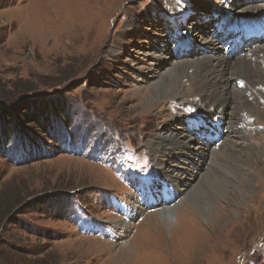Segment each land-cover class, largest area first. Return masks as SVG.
Returning <instances> with one entry per match:
<instances>
[{
	"label": "rangeland",
	"instance_id": "rangeland-1",
	"mask_svg": "<svg viewBox=\"0 0 264 264\" xmlns=\"http://www.w3.org/2000/svg\"><path fill=\"white\" fill-rule=\"evenodd\" d=\"M233 2L0 0V109L15 105L20 111L15 120L0 123L35 143L30 156L17 139L0 144V264H264V180L255 179L251 193L229 189L232 201L239 202L224 219V208H216L219 217L205 223L196 206L179 204L184 196L179 194L174 205L178 225L156 216L163 208L162 194L175 196L173 183L179 180L172 176L192 186L209 160L194 158L193 148L162 158L171 183L157 174L148 142L176 127L188 134L183 124L188 109L194 116L219 109L200 102L192 81L201 77L195 67L180 82L187 98L151 104L148 89L171 67L174 55L179 59L180 52L194 48L206 52L198 36L214 32L216 16L248 15L232 9ZM178 34L191 38L188 48L176 51ZM226 47L220 45L221 54ZM51 99L65 104L63 121L70 129L49 132L34 115L27 119V103ZM256 106L255 126L247 129V149L239 155L245 165L261 168L264 113L261 103ZM229 110L240 118L238 108ZM254 152L260 159L253 163ZM226 158L221 163L235 160ZM176 159L184 164L178 172L171 167ZM133 167L154 179L135 181ZM219 170L207 172L226 178ZM136 186L151 190L143 194ZM220 203L225 207L229 201ZM124 249L127 255L119 256Z\"/></svg>",
	"mask_w": 264,
	"mask_h": 264
},
{
	"label": "bare ground",
	"instance_id": "bare-ground-1",
	"mask_svg": "<svg viewBox=\"0 0 264 264\" xmlns=\"http://www.w3.org/2000/svg\"><path fill=\"white\" fill-rule=\"evenodd\" d=\"M260 1L263 0H234L232 9L240 8L241 12H247L248 15H251L256 11L259 13L263 11L264 7V1L262 4H260ZM196 7L198 9L202 8V6ZM248 15L239 18L234 17L233 19H230V17L235 15H232L231 13H223L220 16H216L214 21V32L212 31L208 37L198 36V41L201 43L206 52L200 53V51L194 48L188 53L180 52L179 59H177L173 54L174 56L172 59L174 58V60L171 67L165 71V73H162L161 76H158V80L154 82L153 85L150 84L151 86L148 89L147 100L151 104L158 102L169 103V101H174L175 99L181 97L187 98L186 94L189 95V92L183 90L180 82L182 79L186 78V72L188 69L190 70V68L193 67L197 68L201 77L195 76L192 81L195 84L196 93L198 91V96L201 98L200 102L205 103L206 105H209L210 103L218 105L217 108L219 110L217 111V109L213 108L205 111L204 115H197L194 118L200 117V120H208L204 125H199V127L210 131L216 138L217 144L219 142L218 137L220 132L215 125V120H221L219 126L226 130L223 137V143L220 146H217L216 144L203 146L201 139L194 138L193 131H191V135L189 133L188 135L179 127H176L174 130H170L166 135H156L148 142L149 145L154 147L152 152L157 157L155 160L157 168L159 167L157 174L164 176L171 183H173L172 177H175L177 181L179 180V182L173 183L175 186V196L169 198L162 194L163 198L160 200L163 208L160 213L156 214V216L161 218L162 222L165 224L176 223L178 225L177 214L174 209L177 207V205H174L179 199L177 197L178 194L179 196L184 195L182 200L179 199V204L186 201V203H191V206H196V210L203 217L205 223H207L209 220H212L215 215H218L219 212H217L216 208H220L219 211L224 208L223 211H221L222 218L223 216H226L225 214H227L229 210H234L235 206L232 204H238L239 201L237 199L235 200L236 202L232 201L233 193H230L229 189H233L235 187L234 190H237L238 188L245 189V192L251 193L254 184L256 185L257 183L255 179L259 180V184L260 181L264 180L263 174L261 173V171L264 173V165L262 164L261 168H257V163H254L255 160L260 159L258 153L254 152V155L252 154V162L254 164L249 165H245L244 159L240 158L241 154L239 155L240 150L247 149L244 148V144L248 141L245 137L247 129H251L255 126V124H251L250 122L255 120L253 117L256 116L255 112L260 105L253 107L254 104L261 103L264 113V37L258 42L252 44H248V40L243 41L246 43L245 45H242L239 41H237L239 47L242 48V46H244L245 49H241L243 50L241 54L236 56H229L226 55V53L221 54V44L218 45L215 42V36H220L217 40V42H219L222 39L221 35H223L229 28L234 30L238 29L235 32L238 34L242 30L240 28L244 26L251 24H264V15H259L257 17ZM243 35H241V37ZM212 37H214L215 40ZM241 37L237 36L235 39L238 40ZM246 37L247 36H244L242 38L246 39ZM181 39H183L182 48L186 44L187 48L191 45V38L183 35ZM249 48L250 50H248ZM199 56L202 57L200 59H195ZM190 57H193L194 59L190 61H180ZM166 60L168 61L169 58ZM208 75H211L212 79L210 77L208 78ZM240 84H243L242 88H239ZM233 106H235L236 109L238 108V112L240 114L239 119L231 117V111L229 109L231 107L233 108ZM214 112L216 113L215 115H213ZM194 118L188 120H196ZM184 128H186L185 124ZM231 134H235V136L231 137ZM228 138L229 140H227ZM195 142L197 143L196 145ZM189 148L197 150V152H192L194 154V158L197 159L198 155L203 158L206 157L209 160V166L206 168L207 171L220 172L219 167H221L226 172V178L221 180L214 179V177L209 176V172L206 171L203 172L204 174L201 180H197L194 185L190 186L182 180L184 179L182 177V179L177 178L176 176L171 177L172 173L170 176H167L165 171L170 168L165 165V161L162 158L175 156L177 153L180 155V153ZM217 149L223 151L224 154L220 155L221 152L217 153ZM226 156L227 158L228 156H231L235 159H231V162L229 161L230 163H233L231 167L227 166V164H230L229 162H226L225 164L221 163V160H223ZM178 161L179 159H176L175 165L171 166L174 172H178L184 165ZM191 165L192 169L196 166L195 164L193 165V161L191 162ZM186 171L190 174V169H186ZM198 176H200V174ZM231 176H233V179L235 180L231 179ZM234 184H238V186ZM180 188L185 190L184 194ZM234 197L236 198V195H234ZM134 199V203L139 202L136 197H134ZM224 200L229 201L225 207L220 203ZM132 205L133 204H129V206ZM176 229L179 230V227L177 226ZM118 254L119 256H125L127 255V251L124 249Z\"/></svg>",
	"mask_w": 264,
	"mask_h": 264
},
{
	"label": "trees",
	"instance_id": "trees-1",
	"mask_svg": "<svg viewBox=\"0 0 264 264\" xmlns=\"http://www.w3.org/2000/svg\"><path fill=\"white\" fill-rule=\"evenodd\" d=\"M2 105V109H0V122L9 119L15 120L14 116L20 113L19 107L15 105L13 107L6 106L4 104ZM27 105H29L27 109H24V111H28L27 119L28 117L34 115L33 118L35 117L37 119V124L38 126H42V130H44V125H46V129H48L49 132H59L61 131V129L66 130L70 127V125H67V123L63 121V116L67 118L68 113L67 108L62 101L54 99L39 102L33 101L27 103ZM33 111L35 113H33ZM18 131V129L13 130L9 125L7 126L4 122L3 124L0 123V144L9 145L11 143V139H17L20 142V144L18 143L19 147H21V149L25 153H28V155L30 156L32 154L30 150H34L35 143L31 142V140L33 139L27 138L25 134H20L18 133ZM27 159L28 158H26V160Z\"/></svg>",
	"mask_w": 264,
	"mask_h": 264
}]
</instances>
